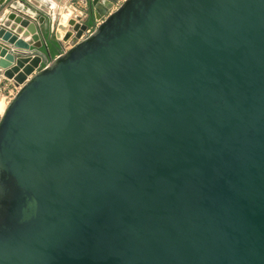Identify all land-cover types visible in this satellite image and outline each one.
<instances>
[{
	"label": "water",
	"instance_id": "water-1",
	"mask_svg": "<svg viewBox=\"0 0 264 264\" xmlns=\"http://www.w3.org/2000/svg\"><path fill=\"white\" fill-rule=\"evenodd\" d=\"M19 1L0 74L37 58L0 115V264H264V0H124L76 42L113 1L83 0L36 72L51 17Z\"/></svg>",
	"mask_w": 264,
	"mask_h": 264
},
{
	"label": "rangeland",
	"instance_id": "rangeland-1",
	"mask_svg": "<svg viewBox=\"0 0 264 264\" xmlns=\"http://www.w3.org/2000/svg\"><path fill=\"white\" fill-rule=\"evenodd\" d=\"M12 1H15V0H7V2L5 4L0 6V17L3 15V12L5 11V9H7L8 12L12 11V10L9 9V6H8L9 3H13ZM56 1H57V5H61V7L58 10L50 8L49 4H44L40 0H30V3L32 5L41 8L42 10H44V12H47L49 14V16L51 17L50 23L48 22V25L46 26L45 23L43 24L41 22H38V17L41 16L42 14H41L40 11H37L35 9L37 16H34V19H32L36 23V26L38 28L37 31L40 34L42 33L41 37H43L46 42H48L47 39L49 37L50 38H52L53 36L55 37V35L57 34L56 33L57 30H60L58 28V24H59V20H58L59 17L58 16L65 15V14H67L66 11H69L70 13L68 14V16L66 15L67 19H69V18H72V17L74 18L75 15H77V14H81L82 15L83 12L87 13V14L91 12V8L89 6V2H86L84 4L83 0H56ZM30 8H32V7H30ZM83 20H84V16H81V18H79L77 21L82 22ZM44 21L46 22V18L44 19ZM65 23H67V22L65 21ZM46 27H47V29H46ZM60 31H62V30H60ZM47 35L49 37H47ZM62 39L60 40L61 42H62ZM60 50L61 49H60V46H59L58 52H60ZM48 51H49V48H48ZM54 57H55V55H54ZM54 57H51L50 53H49V56L46 55L47 59L45 61L42 59L41 62L39 63V66L36 69H34V72H36L39 69H41L42 67H44L45 64H47ZM10 80L14 81V83L16 84L17 87L21 86L20 85L21 83L15 81L14 79H10ZM1 100L3 101V102L0 101L2 103V105L3 104L7 105L8 102H9V101L6 102L4 99H1ZM6 105H5V107H6ZM0 112H2L1 111V106H0Z\"/></svg>",
	"mask_w": 264,
	"mask_h": 264
},
{
	"label": "built area",
	"instance_id": "built-area-1",
	"mask_svg": "<svg viewBox=\"0 0 264 264\" xmlns=\"http://www.w3.org/2000/svg\"><path fill=\"white\" fill-rule=\"evenodd\" d=\"M29 1V0H28ZM103 2L105 1H110V0H101ZM111 2V7L107 8V11L103 14L100 15L99 17H94L93 21L91 23L88 24L87 28L85 30L82 31V34L80 35L79 38H77L76 42L88 37L89 35H91L94 30L97 28V26L114 10H116L123 2L124 0H113L110 1ZM72 35H70V37L67 40H62L61 45H60V52L62 53L64 51H66L67 49H69L72 46L71 40H73L74 38V31H71ZM58 55V54H57ZM56 55V56H57ZM2 88L0 87V92H1ZM1 115V114H0Z\"/></svg>",
	"mask_w": 264,
	"mask_h": 264
},
{
	"label": "bare ground",
	"instance_id": "bare-ground-1",
	"mask_svg": "<svg viewBox=\"0 0 264 264\" xmlns=\"http://www.w3.org/2000/svg\"><path fill=\"white\" fill-rule=\"evenodd\" d=\"M40 1H42L44 4H49L50 5V8H53V9H59L60 8V5H57V1L56 0H53L52 2L50 1V0H40ZM13 6H15V7H19V8H24V6H22V5H20L19 3H13L12 4ZM66 13L67 14H65V15H67L68 16V14L70 13L69 11H66ZM0 20H4V15H2L1 17H0ZM24 30H26V28L24 27ZM22 31V30H21ZM59 34H57L56 35V37L60 40V34H63V32L62 31H60L59 30ZM58 33V32H57ZM20 35H24L25 34V32L24 31H22V32H20L19 33ZM31 35V33L29 32V33H26L25 34V37L26 38H29V36ZM36 58L37 57H35V56H31V57H29L28 59H27V61L26 62H24L23 63V65L19 68V70H18V72L17 73H15L14 75H13V78L14 79H19L20 78V75H22L23 74V72H25L27 69H28V67L29 66H33L36 62ZM39 60V58L37 59V61ZM1 102H3L2 100H0ZM0 102V103H1ZM5 105L6 104H3L2 105V103L0 104V106H1V111L3 112L4 111V109H5ZM2 112H0V114H2Z\"/></svg>",
	"mask_w": 264,
	"mask_h": 264
},
{
	"label": "crops",
	"instance_id": "crops-1",
	"mask_svg": "<svg viewBox=\"0 0 264 264\" xmlns=\"http://www.w3.org/2000/svg\"><path fill=\"white\" fill-rule=\"evenodd\" d=\"M50 1L52 2L53 0H50ZM15 2L19 3L20 5L23 6V4L19 0L13 1V3H15ZM60 7H61V5H60ZM57 32H58L57 34L60 33L59 30H57ZM62 36H63V34H60V36H59L60 40L62 39ZM0 87L2 88V90L0 92V100L4 99L6 102H8L12 98V96L16 93V91L19 88V87L16 86L14 81H12L10 79H6L1 74H0Z\"/></svg>",
	"mask_w": 264,
	"mask_h": 264
},
{
	"label": "trees",
	"instance_id": "trees-1",
	"mask_svg": "<svg viewBox=\"0 0 264 264\" xmlns=\"http://www.w3.org/2000/svg\"><path fill=\"white\" fill-rule=\"evenodd\" d=\"M47 47L49 48V53L51 57H54V55L58 54L59 45L56 41L49 39L47 42Z\"/></svg>",
	"mask_w": 264,
	"mask_h": 264
},
{
	"label": "flooded vegetation",
	"instance_id": "flooded-vegetation-1",
	"mask_svg": "<svg viewBox=\"0 0 264 264\" xmlns=\"http://www.w3.org/2000/svg\"><path fill=\"white\" fill-rule=\"evenodd\" d=\"M90 19V18H89Z\"/></svg>",
	"mask_w": 264,
	"mask_h": 264
}]
</instances>
